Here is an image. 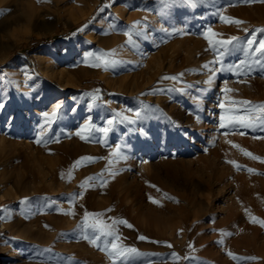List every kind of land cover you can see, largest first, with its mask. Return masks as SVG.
Returning a JSON list of instances; mask_svg holds the SVG:
<instances>
[{"label": "rangeland", "instance_id": "1", "mask_svg": "<svg viewBox=\"0 0 264 264\" xmlns=\"http://www.w3.org/2000/svg\"><path fill=\"white\" fill-rule=\"evenodd\" d=\"M105 22L114 25L99 37L124 42L116 63L93 66L101 54L91 48L79 50L82 59L68 52L86 26L93 25L91 32ZM261 28V0H0V56L6 53L0 61V140L8 145L0 151V264H85V248L101 256L98 264H198L178 252L175 206L190 193L206 209L228 207L225 198L236 186L232 174L227 185L208 186L203 157L242 174L252 186L248 195L264 205V159L240 150L257 157L251 145L264 137V124L219 127L222 101L226 108L240 107L231 100L263 103L243 94L245 86L264 81V55L252 54L264 39V32L253 37V31ZM208 29L217 34L214 40H238L227 50L210 47ZM41 39L46 42L33 49ZM37 161L44 171L40 181ZM148 206L160 219L151 214L147 224ZM238 207L228 228L216 224L223 213L204 214L205 235L216 250L204 264L264 263V254L249 252L252 233H264L262 219L244 201ZM128 216L142 222L140 230ZM118 220L131 225H115L118 243L136 254L115 255L112 237L86 226ZM198 227L195 238L202 235Z\"/></svg>", "mask_w": 264, "mask_h": 264}, {"label": "bare ground", "instance_id": "2", "mask_svg": "<svg viewBox=\"0 0 264 264\" xmlns=\"http://www.w3.org/2000/svg\"><path fill=\"white\" fill-rule=\"evenodd\" d=\"M57 1H61V0H57ZM89 12L90 11L83 12L80 15V17L81 18L85 17ZM75 19H78V17H75L74 20ZM109 25L113 26L114 23L105 22V23H101V25L96 24V25H94V28L91 30V32H89V31H90V28L93 27V25L86 26L82 30V33L75 37V42H74L75 44H73L72 46H70L68 48L69 49L68 52L70 54L73 53L74 58L82 59L84 57V55L80 54L79 50L91 48V52L98 50L101 55L109 56L110 60H113L116 62L117 60H119L121 58V54L119 52V49H121L123 47V44H124V42L121 41V37H118L116 35H113L110 38L99 37V34L103 30H107V28L110 27ZM115 28H116V26H115ZM38 55H39V53H38ZM5 57H6V53H3L0 56V61H4ZM62 83H63V85H67L68 82L65 81ZM243 94L246 97H251V98H254L256 100H260L263 102L262 104H264V81L259 82L258 80H255L253 89H248L245 86L244 90H243ZM30 96H32V95H30ZM253 107H255V106H253ZM259 129H261V128H259ZM258 137H260V136H258ZM6 145L7 144L4 141L0 140V151H3L4 148L6 147ZM9 146H10V144H9ZM251 146L250 147L255 151L257 157H259L260 159H264V137L262 136V137L258 138L255 143H252ZM203 159L205 160L204 167L206 168V174H205L204 182L208 186L210 184H213V183L214 184L218 183V184H226L227 185L228 184L227 177L231 176V174L234 178V183L236 184V186H235V190L233 189L234 190L233 195L229 198L228 197L225 198V202L230 203L228 207L223 206V205H218L215 208H213V206L210 205L206 209L201 205V201L198 200L195 195H192L190 193L184 194L183 196H181L180 199L182 200V203L175 206L174 211L176 212V217H177V221H178L177 231L180 234V241L178 242V252L182 255L183 254L189 255V257L193 260V262L194 263L196 262L198 264H204L208 261V259H212L213 256H215V251H216L214 248V245L212 244V237H208L209 234H208V236L205 235L204 225H205L206 221L204 223V218L206 217V215H204V214L207 213L208 216L214 215L216 217V216H218L217 214L223 213L224 216L223 217L219 216L216 224H217V226H222V227L225 226L228 228V225H226L227 220L233 219L237 216V214L240 210L238 205L242 204V202L244 201L245 203H247L250 213L252 212V214L257 215L258 217H260L262 219V221H264V205H262V204L260 205L258 203V201H256L251 195H248L250 193V190L252 189V186L248 182V179H246L242 174H239L238 172L237 173L234 172L232 170V168L230 169L229 165L219 164L216 161V159H214V158L203 157ZM260 159H258V161ZM35 163L37 165L36 169L37 168L39 169V167H38L39 162L37 161ZM38 172L39 173H37V172L36 173L38 174V180L40 181L41 179L44 178V173H43L44 171L43 170L40 171V169H39ZM201 176H198V177H201ZM16 180H21V179H16ZM7 194L9 196H14V194H11V193H7ZM216 194L219 195V187H216ZM186 195H188V196H186ZM238 195H239L240 199L238 197H236ZM196 205L198 207H196ZM166 210H167V212H169L170 209H168V207L166 206ZM151 214H153L154 218L160 219V215L155 213L154 208H152L151 206H148V207H146V212H144V223L148 224L149 222H152L150 220L151 218L153 219V217L150 216ZM131 220H132V222H134L137 229L141 228L140 224L142 222H139L138 218H133ZM197 226H199L198 228L201 229V233H202V235L199 238H195L194 234H193L194 230ZM4 228L14 230V229H12L11 224H6L4 226ZM91 243L93 245H95L97 243L96 239L93 240ZM249 252L251 254H255V255L264 254V233H259V232L252 233L251 240H250ZM80 256H81L80 261H82L85 264H98V261L101 259V256L94 253V252H92V254L88 255V251L86 250V248L81 251ZM101 262H102V260H101ZM104 264H105V262H104ZM261 264H264V263H261Z\"/></svg>", "mask_w": 264, "mask_h": 264}, {"label": "snow or ice", "instance_id": "3", "mask_svg": "<svg viewBox=\"0 0 264 264\" xmlns=\"http://www.w3.org/2000/svg\"><path fill=\"white\" fill-rule=\"evenodd\" d=\"M164 2V0H162ZM187 2V0H185ZM261 2H264V0H261ZM221 21H225L228 23H235V24H240L243 23L242 21L235 20V19H229L224 17L223 15H220ZM245 32H248V29H244ZM257 32H264V28L261 29H255L253 31V37L255 33ZM126 36L129 37V43H131V34L128 32L124 33ZM217 35L216 33H213L211 29H208L207 32L205 33V39L208 40V44L210 47L213 46H219L221 48H224L227 50V47L231 44H233L234 41L238 40V37H232L231 39L227 40H214L211 37ZM254 44H256V41L254 38H250L247 40V46L252 47ZM254 56H261L264 55V39H261L258 43V45L255 46L254 52L252 53ZM223 55V53H221ZM96 61H98L97 64L93 66H112L114 63H116L113 60H110L106 58V55H98L95 57ZM257 63L260 62L259 59L256 61ZM241 64H237L236 68L239 69L241 68ZM167 78V77H166ZM172 79H175V77H172ZM223 92L228 93L233 91L232 89L224 88L222 89ZM230 104L233 105H239L240 107H233V108H226L225 103L222 101L219 104V107L222 109L221 115L219 117V127L220 128H253L256 127L258 124H264V104L255 106V108L251 107V102L247 100H240V101H235L231 100L229 101ZM53 115H55V111L53 112ZM44 116L47 117L48 113H44ZM112 121H109V124H111ZM109 129L104 128L100 129L102 132H107ZM76 135H81L80 132H77ZM85 137L81 135V139H84ZM39 142V140L37 141ZM119 147V146H118ZM234 147H238L235 146ZM241 152L249 156L252 159H260L259 157L252 156L251 153H248L244 151L243 149H240ZM125 157L121 156V159H124ZM264 162V161H262ZM229 163H232L235 167H239L236 165L234 161H229ZM151 199V198H150ZM153 203H156V201H152ZM87 213L85 216L87 217ZM253 222H256L255 219H253ZM124 224L128 227H131L130 224H127V221L125 220H118V221H113V224L111 226L108 225H101L99 222L91 224V225H86L87 227H90L94 230H99L104 236L112 237L111 242H110V250L112 253H114L117 256H125V255H130V254H136L137 250L135 248H127L123 244L118 243L120 237L116 234L115 232V225L116 224ZM260 224L262 227H264V221H260ZM105 228L107 230L105 231ZM139 239L143 240L145 237L141 236ZM222 243V241H221ZM168 247H171L168 245ZM174 259H176V254L172 253L171 254ZM230 257L233 259H255V257H248V258H237L234 257L232 253H228Z\"/></svg>", "mask_w": 264, "mask_h": 264}, {"label": "trees", "instance_id": "4", "mask_svg": "<svg viewBox=\"0 0 264 264\" xmlns=\"http://www.w3.org/2000/svg\"><path fill=\"white\" fill-rule=\"evenodd\" d=\"M45 42H46L45 39L36 40V41L32 42L31 47H32L33 49H35V48L39 47L40 44H43V43H45ZM26 62L28 63V65L30 66V68L33 69V57L30 56V55H28V56L26 57ZM33 70H34V69H33Z\"/></svg>", "mask_w": 264, "mask_h": 264}, {"label": "crops", "instance_id": "5", "mask_svg": "<svg viewBox=\"0 0 264 264\" xmlns=\"http://www.w3.org/2000/svg\"><path fill=\"white\" fill-rule=\"evenodd\" d=\"M105 89L104 87H100V91L103 92Z\"/></svg>", "mask_w": 264, "mask_h": 264}]
</instances>
